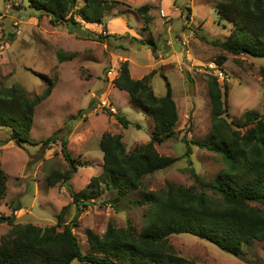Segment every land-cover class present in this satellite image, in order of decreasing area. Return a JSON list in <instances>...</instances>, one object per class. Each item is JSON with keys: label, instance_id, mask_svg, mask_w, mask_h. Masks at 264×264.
<instances>
[{"label": "rangeland", "instance_id": "1", "mask_svg": "<svg viewBox=\"0 0 264 264\" xmlns=\"http://www.w3.org/2000/svg\"><path fill=\"white\" fill-rule=\"evenodd\" d=\"M219 1L107 0L108 32L101 24L82 21L77 32L70 33L67 26H54L48 16H40L26 0H0V87L19 84L33 99L49 86L39 74L53 81L51 95L35 108L30 143L19 145L10 129L0 128V166L8 186L0 198V217L14 216L11 223H0V241L16 224L58 225L64 209L57 229L70 224L86 254L93 251L90 230L103 235L112 223L118 228H143L148 206L135 202L147 192L159 191L169 182L196 184L192 167L204 182L215 179L224 166L220 156L195 143L208 140L211 134L209 75L229 85V119L242 122L246 113L264 114V58L233 55L212 43L225 40L234 28V22L220 18ZM144 4L150 6L153 18L149 26L137 11ZM88 32H104L106 38L92 40ZM151 39L156 54L147 44ZM60 55L71 59L62 61ZM126 61L131 76L147 77L156 96H165L171 88L179 118L173 136L154 145L160 154L178 160L146 175L143 186L124 196L102 178L98 201L77 208L71 191L83 197L92 189V178L102 174L100 142L106 133L121 135L128 153L152 139L151 114L113 82ZM211 62L219 65L223 76L215 74ZM110 112L125 116L127 127ZM239 129L245 132L247 127ZM51 137L56 139L46 142ZM62 138L67 139L66 151L78 167L69 187L63 180H50L55 171L70 170ZM187 142L192 147L189 157ZM170 244L198 264H264L261 241L244 246L239 256L191 234L174 235ZM71 264L84 263L74 260Z\"/></svg>", "mask_w": 264, "mask_h": 264}, {"label": "trees", "instance_id": "2", "mask_svg": "<svg viewBox=\"0 0 264 264\" xmlns=\"http://www.w3.org/2000/svg\"><path fill=\"white\" fill-rule=\"evenodd\" d=\"M26 1L40 16H48L54 26H67L70 33H76L82 21L101 24L103 31L108 32L104 20L109 7L107 0ZM217 9L221 19L234 22V28L225 40H213L212 43L233 55L264 58V0H221ZM137 11L149 26L153 19L150 6L144 4ZM104 32H88V37L104 41ZM147 44L156 54L154 40ZM59 57L62 61L71 59V56ZM236 61L241 63L239 58ZM39 75L49 86L33 99L19 84L0 87V128L10 129L12 138L19 145L30 143L35 108L52 92V79L45 74ZM146 80L147 77L134 79L126 61L113 82L117 88L128 91L153 117L151 141L128 153L121 135L106 133L100 142L104 153L102 174L92 178L89 183L92 189L83 192V197L71 191L77 208L98 201L102 178L110 188L124 196L143 186L146 175L168 168L178 160L160 154L154 145L173 136L179 118L171 88L165 96L158 97ZM208 90L211 134L208 140L195 143L219 155L224 165L211 183L204 182L192 167L196 184L185 186L169 182L159 191L147 192L135 202L148 206L143 228L140 231L134 226L118 228L112 223L103 235L90 230L88 238L93 251L86 254L70 224L64 225L63 230L57 229L62 226L64 209L58 225L16 224L0 241V264H71L74 260L84 264H198L179 255L170 244V237L191 234L235 256L241 255L244 246L252 241L264 242V114L246 113L242 122L229 119L227 81L222 84L211 74ZM110 114L127 127L129 122L125 116ZM242 126L247 127L245 132L239 129ZM54 139L56 137L48 138L46 142ZM61 140L70 170L62 174L55 171L50 180L53 183L63 180L69 187V180L78 167L66 151L67 139ZM187 145L186 157H189L192 147L190 142ZM7 187V175L0 166V198L6 195ZM13 217L1 216L0 223H11Z\"/></svg>", "mask_w": 264, "mask_h": 264}, {"label": "built area", "instance_id": "3", "mask_svg": "<svg viewBox=\"0 0 264 264\" xmlns=\"http://www.w3.org/2000/svg\"><path fill=\"white\" fill-rule=\"evenodd\" d=\"M209 67L215 71V74L216 75H219V76H223V70L222 69H219V65L215 62H211L209 64Z\"/></svg>", "mask_w": 264, "mask_h": 264}]
</instances>
